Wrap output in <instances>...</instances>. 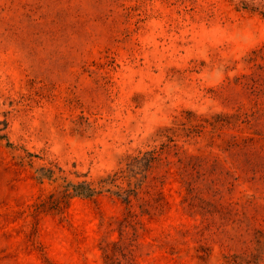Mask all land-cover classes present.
I'll use <instances>...</instances> for the list:
<instances>
[{"label": "rangeland", "instance_id": "rangeland-1", "mask_svg": "<svg viewBox=\"0 0 264 264\" xmlns=\"http://www.w3.org/2000/svg\"><path fill=\"white\" fill-rule=\"evenodd\" d=\"M0 264H264V0H0Z\"/></svg>", "mask_w": 264, "mask_h": 264}, {"label": "trees", "instance_id": "trees-1", "mask_svg": "<svg viewBox=\"0 0 264 264\" xmlns=\"http://www.w3.org/2000/svg\"><path fill=\"white\" fill-rule=\"evenodd\" d=\"M158 158L157 151L148 150L140 152L139 155L130 157L125 167L114 171L112 174H108L105 177L100 178L97 182L92 183L86 180L79 181L77 183H70L68 187V194L92 197L101 192H110L120 198L127 204L130 203L129 197L132 194H136L135 189H139L142 186V179H144L146 172L150 170L153 162ZM133 179L128 183V187L123 189L119 186L118 181L121 179ZM112 187L116 190H112Z\"/></svg>", "mask_w": 264, "mask_h": 264}]
</instances>
